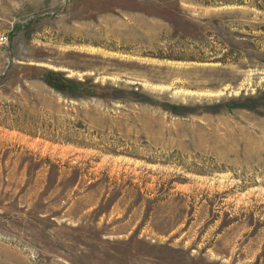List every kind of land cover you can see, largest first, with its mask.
Masks as SVG:
<instances>
[{"label":"rangeland","instance_id":"rangeland-1","mask_svg":"<svg viewBox=\"0 0 264 264\" xmlns=\"http://www.w3.org/2000/svg\"><path fill=\"white\" fill-rule=\"evenodd\" d=\"M0 264H264V0H0Z\"/></svg>","mask_w":264,"mask_h":264}]
</instances>
